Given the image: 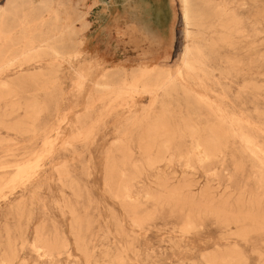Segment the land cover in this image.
Wrapping results in <instances>:
<instances>
[{"label": "rangeland", "instance_id": "obj_1", "mask_svg": "<svg viewBox=\"0 0 264 264\" xmlns=\"http://www.w3.org/2000/svg\"><path fill=\"white\" fill-rule=\"evenodd\" d=\"M49 1L0 0V62L40 42L64 58L0 74V264H264V186L234 143L201 163L177 130L153 168L139 151L141 124L163 114L177 126L189 107L200 129L236 119L264 144V0H204L228 5L227 16L198 11L208 60L197 80L182 79L187 94L170 97L146 92L160 66H177L179 0ZM143 26L152 46L140 42ZM112 170L132 178L130 198ZM188 180L192 201L165 196ZM207 186L213 196L200 193Z\"/></svg>", "mask_w": 264, "mask_h": 264}, {"label": "bare ground", "instance_id": "obj_2", "mask_svg": "<svg viewBox=\"0 0 264 264\" xmlns=\"http://www.w3.org/2000/svg\"><path fill=\"white\" fill-rule=\"evenodd\" d=\"M48 2L50 3L49 0H48ZM29 3L27 4L28 7L30 6ZM40 3H42V2H40ZM46 3H47V1H46ZM46 3L44 1L43 4H46ZM179 3H180L181 19H182L183 26H184V31H183V33H184L183 34L184 35V45H183L182 50L178 56L177 66H175L176 67L175 70L170 71V69L172 67H170V69H168L166 67L167 64L163 65L162 67L160 66V68H162V69L159 71V73L157 75V80L154 79L155 82H157L156 85L154 84L155 86H157V89L155 91L150 90L151 92H146V94H148L151 97H158L160 95V93H163L166 97H170V96H174V95L178 96L180 94H187L188 93L184 83H182V79L186 76L189 79L197 80L198 79V73L197 72L199 69L198 65L200 63L206 62L208 60V56H209L207 53V49H205L204 46L201 45V40H198V34L199 33H198V31H196V28L202 26L201 24L204 21L202 19L205 18L202 15V13H199L198 11L202 10L203 7H205V8L207 7L208 10L206 12H208V14L206 15V17L220 18V19H223L224 17H226L227 12H228V9H227L228 5L227 6L226 5L225 6H223V5H206L204 3V0H179ZM13 5H15V4L13 3ZM25 5H26V3H25ZM37 7H39V9L41 8L40 6H38V4H37ZM33 8H32V10H33ZM58 8H59V6H58ZM5 9H6V7H4L3 10H1L0 14L2 13V15H3L5 13V11H4ZM36 9L39 11L38 8H36ZM38 11L36 13H38ZM28 12H29V10H28ZM41 12H44V14L46 13L44 10ZM48 12H50V11L48 10ZM44 14L42 13L43 16H44ZM51 18H52V16H51ZM234 19H235V17H234ZM49 21H51V20H49ZM180 24L182 25V23H180ZM47 27H48V25H47ZM226 29H227L228 33H231L233 31L234 27L229 26ZM41 30H42V28H41ZM68 30H71V29H68ZM1 31H2V33L4 32V30H1ZM50 31L51 30H49V32ZM56 32H57V30H56ZM74 32H75V30H74ZM139 32L144 34V37H145V39L140 40V42L141 43L147 42L150 46H152L154 38L151 37V35L148 33L149 29H147L146 26L145 27L143 26V27L139 28ZM63 34H64V32H63ZM227 34H225V35H227ZM57 37H59V36H57ZM70 38H73V37L70 36ZM55 40L57 41V39H55ZM59 40H60V38H59ZM61 40H63V37ZM44 54H47L56 60L57 59H62V60L64 59L62 53L60 51H58V49L53 44H44V43L40 42L38 44L36 43V44L30 45L27 49H25L21 53L13 56V58H11L5 62H0V74L5 72L12 64H16V63H23L24 64L25 62H29V61L31 62L35 59H38L40 56H42ZM144 57H146V55H144ZM161 62H163V61H161ZM143 63L145 64V62H143ZM146 64H147V62H146ZM44 70H46V69H44ZM156 72H157V70H156ZM30 73H32V72H30ZM49 73H52L51 70L49 71ZM55 73H57V75H59L58 72H55ZM155 73H154V75H155ZM114 74H112V75H114ZM80 76L82 77V75H80ZM201 83L203 84V82H201ZM96 85L98 87L102 86L104 88L110 87L108 85H102V84H96ZM154 85L151 84V86L155 87ZM7 87L8 86L6 85V83L0 84V101L3 98V91L5 89H8ZM120 91H122V90H120ZM184 98L186 100L185 96H184ZM154 99H156V98H154ZM13 104H15V102ZM5 105H7V104H5ZM16 106H18V105H16ZM189 106L190 105L188 104V106H186V107H189ZM189 108H188V110L186 109L187 110V112L185 111L186 114L184 113V116L182 117L180 124L177 126H174L171 123V121L166 116H164L163 114L162 115L161 114L160 115L155 114L156 116H154L152 118L151 122L146 123V124L145 123L141 124L142 125L141 128H142L143 132H142V137L139 141V151H140V154L142 155V157L144 158L146 166H148L149 168H153V167L161 164L162 162H164L166 159H168V154L171 150L173 142L177 139V135L180 132L183 136H186V137L191 139L192 144L194 145V148L198 154V159L201 163H209V162H214V161L220 160L222 155H223V149L225 147L224 145L231 141L232 143H234L236 145V148H237L238 152L240 153V155L244 159H248L250 161V163L252 164V168L254 170V174L258 178V181L260 182V184L264 186V144L263 143H262L263 145L258 144V142H257L258 140L255 136L256 134L253 135L252 132H249L247 130V128L245 127L246 124L244 126L241 121L236 120V119H228V118L217 119L214 121H208L207 123L204 124V126L201 125L203 127V129H200V125L197 124V122H195V120H193L192 115L194 113H192L193 112L192 109L190 110ZM193 109H195V108H193ZM147 110H148V108H147ZM142 111H144V109H142ZM196 112H197V109H196ZM144 116H145V114H144ZM145 121H147V120H145ZM0 125H2V121H0ZM177 130L179 132H177ZM116 142H118V141H116ZM224 160H226V159L224 158ZM111 174L114 177H116V179L118 181H124L126 183V186H124V189H123L124 195L126 198H130L131 197L130 196V194H131L130 186L132 183V178L125 179L124 174H122V173L120 174L119 172L114 171V170H112ZM6 176H8V175H6ZM13 180H15V179H13ZM160 180L165 181L166 179H165V177H161ZM185 184H188V187L185 190H183L184 189L183 184L178 185L175 188L174 187L170 188V187L165 185V187H164L165 196H190L189 200L192 201L193 197H191V196H195V194H193L191 192L189 180L187 182H185ZM200 193L203 194V196H213L211 191H210V187H208V186L205 187L203 190H201ZM130 209H131V207H130Z\"/></svg>", "mask_w": 264, "mask_h": 264}, {"label": "crops", "instance_id": "obj_3", "mask_svg": "<svg viewBox=\"0 0 264 264\" xmlns=\"http://www.w3.org/2000/svg\"><path fill=\"white\" fill-rule=\"evenodd\" d=\"M140 36L143 37V36H142V33H140Z\"/></svg>", "mask_w": 264, "mask_h": 264}]
</instances>
